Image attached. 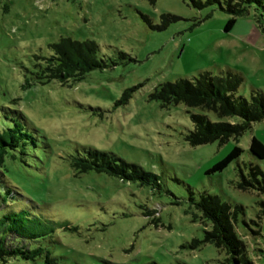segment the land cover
I'll return each instance as SVG.
<instances>
[{
    "label": "rangeland",
    "instance_id": "1",
    "mask_svg": "<svg viewBox=\"0 0 264 264\" xmlns=\"http://www.w3.org/2000/svg\"><path fill=\"white\" fill-rule=\"evenodd\" d=\"M260 12L251 6L225 31L230 15L218 2L198 8L191 0H0V131L17 137L0 165V216L22 210L47 229L26 242L40 254L5 264H228L212 243L188 246L208 228L195 206L202 193L242 206L235 230L252 264H264V193L237 186L244 163L264 171V159L248 150L252 136L264 143V120L237 139L192 145L190 112L211 121L217 115L150 98L158 84L200 71L239 73L237 94L246 98L252 89L264 92ZM163 13L178 19L157 28ZM61 36L94 40L109 66L76 82L48 80L42 70ZM125 90L129 97L119 102ZM234 145L240 156L209 173ZM86 148L136 163L159 181L76 174L71 157Z\"/></svg>",
    "mask_w": 264,
    "mask_h": 264
},
{
    "label": "trees",
    "instance_id": "2",
    "mask_svg": "<svg viewBox=\"0 0 264 264\" xmlns=\"http://www.w3.org/2000/svg\"><path fill=\"white\" fill-rule=\"evenodd\" d=\"M148 1L153 4L156 0ZM191 2L198 8L218 2L220 8L230 15L224 27L225 31L231 29L239 16L247 14L248 9L255 6L261 10L256 21L260 30L264 32V0H191ZM143 19L149 23L147 16H143ZM176 19L178 16L175 14L163 13L160 15V24L156 27L165 28ZM50 46L53 54L47 59L42 70L43 76L48 80L57 79L63 84L76 82L90 70L109 66L105 59L98 57V46L94 40H76L69 36H61ZM241 83L242 76L234 71L228 70L217 75L209 71H200L192 78H179L158 84L151 92L150 98L159 100L164 106L182 103L187 107L215 113L218 120L211 121L204 113L190 112L192 128L188 130L186 139L192 145L215 140L225 142L230 137L237 139L251 123L264 120V92L252 89L248 98L243 97L237 94ZM128 97L129 94L125 90L118 101L126 100ZM233 117H238L240 121H235ZM8 131L13 132L12 129ZM8 131H0V165L6 147L17 146V137L13 133L8 137ZM248 150L253 156L264 159V143L257 137L250 138ZM241 151L238 145H234L223 158L208 169V172L223 170L240 156ZM70 164L76 174L88 171L104 172L121 180L138 181L140 184L149 185L159 181L158 175L145 171L136 163L128 162L111 152L92 148H86L83 154L72 156ZM243 167L245 171L239 167L238 188L255 189L264 193V171L255 164L247 166L244 163ZM195 206L200 210L208 228L204 229L201 240L193 238L188 246L194 248L200 243H212L219 250L225 251L227 254L225 260L228 264H252L248 257L247 245L235 230L237 213L243 210L242 206L232 207L218 195L209 193L200 194ZM45 234L47 229L37 217L30 218L22 210L3 214L0 216V264H5L12 257L21 256L28 259L40 254L41 247L30 250L26 242ZM101 264L124 263L103 259Z\"/></svg>",
    "mask_w": 264,
    "mask_h": 264
}]
</instances>
